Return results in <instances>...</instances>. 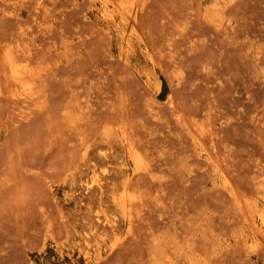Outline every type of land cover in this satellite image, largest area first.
<instances>
[{"label": "rangeland", "instance_id": "374dc122", "mask_svg": "<svg viewBox=\"0 0 264 264\" xmlns=\"http://www.w3.org/2000/svg\"><path fill=\"white\" fill-rule=\"evenodd\" d=\"M121 1L0 0V264H264V0Z\"/></svg>", "mask_w": 264, "mask_h": 264}, {"label": "bare ground", "instance_id": "6f19581e", "mask_svg": "<svg viewBox=\"0 0 264 264\" xmlns=\"http://www.w3.org/2000/svg\"><path fill=\"white\" fill-rule=\"evenodd\" d=\"M116 1V0H115ZM131 3V2H130ZM132 4V3H131ZM131 4H129V2L128 1H121L120 0V2L118 3V4H116L117 5V8H116V14L115 15H117V16H119V17H121V18H123V20L125 19V18H130V19H134V17H135V14L136 13H134V7L131 5ZM214 4V3H213ZM214 5H216V4H214ZM114 7V6H113ZM106 8V7H105ZM138 8V7H137ZM114 9V8H113ZM109 10V9H108ZM136 10V9H135ZM111 11V10H110ZM115 11V10H114ZM138 11V10H137ZM137 11H135V12H137ZM112 13V12H111ZM108 14V13H107ZM113 14V13H112ZM116 16V17H117ZM120 20V19H119ZM135 20V19H134ZM128 21V20H127ZM112 23V22H111ZM135 23V22H134ZM124 24H125V22H124ZM126 26V25H125ZM133 27V26H132ZM135 27V26H134ZM128 28V27H127ZM131 28V27H130ZM126 29V28H125ZM123 31V30H122ZM123 34H125V33H123ZM124 36V35H123ZM126 38V37H125ZM6 46H4V48H5ZM16 47H14V49H15ZM1 49V48H0ZM14 51H16V50H14ZM13 51V48H12V50L11 49H7V50H4V52L2 53V56L0 57L1 58V62H0V64L2 63L3 64V66L7 69L6 71H7V74L9 73V79H11V81L10 82H12V84H15L14 86L15 87H21V88H19V89H22V90H24V91H26L25 93H27V94H29V92H32V90H33V87L34 86H36L35 85V83L37 82H35V81H33V80H36V79H38L36 76H38V75H36L35 77H33V75H32V72H31V69L29 68V66L28 65H32V64H30L31 62H30V60H29V64H25V63H23L22 62V60L23 59H21L20 57V55H21V53H18V52H20L19 50H18V54L16 53V52H14ZM23 53V52H22ZM124 54V53H123ZM1 55V54H0ZM20 56V57H19ZM124 56V55H123ZM125 56H126V54H125ZM23 58H26L25 56H23ZM26 62V61H25ZM1 64V65H2ZM5 68H3L4 69V71H5ZM2 69V70H3ZM33 69H34V67H33ZM6 71H5V73H6ZM34 72V71H33ZM4 73V74H5ZM35 74H36V72H35ZM38 74V73H37ZM33 77V79H32V81H31V78ZM7 77V76H6ZM148 77V76H147ZM35 78V79H34ZM149 78V77H148ZM150 79V78H149ZM7 82V81H6ZM9 82V83H10ZM33 82H35V83H33ZM148 83V82H147ZM11 84V83H10ZM11 84V85H12ZM150 84V83H149ZM34 85V86H33ZM17 87V88H18ZM35 88V87H34ZM22 90H20L19 91V93L22 91ZM34 91H35V93H36V90L34 89ZM23 92V91H22ZM21 92V93H22ZM21 93H20V95H21ZM24 93V92H23ZM22 93V94H23ZM35 93H34V95H35ZM16 94V93H15ZM24 95H26V94H24ZM23 95V96H24ZM33 95V94H32ZM33 95V96H34ZM19 95L17 94V97H18ZM14 97V96H13ZM27 97H28V95H27ZM30 97H31V99H32V96L30 95ZM20 98V97H19ZM24 98H26V97H24ZM25 100V99H24ZM26 101V100H25ZM27 102H29V99H28V101ZM24 112V111H23ZM22 112V113H23ZM25 113V112H24ZM23 113V114H24ZM26 115H27V113H26ZM24 116V115H23ZM22 117V116H21ZM26 117V116H25ZM24 118V117H23ZM199 140V139H198ZM201 142V141H200ZM195 143H196V141H195ZM199 144V143H198ZM201 146V145H200ZM202 147V146H201ZM199 148V147H198ZM204 149V148H203ZM130 150V149H129ZM130 152H131V150H130ZM205 152V151H204ZM136 154V153H135ZM135 154H134V157H135V159H136V162H137V165L138 166H140L141 165V162H140V160H139V158H138V156H135ZM203 155V154H202ZM132 156V155H131ZM208 158V157H207ZM136 170V172L139 170V168H136L135 169ZM145 170V169H144ZM262 191V190H261ZM263 192V191H262ZM258 195H259V193H258ZM262 195V194H261ZM240 198H238V200H239ZM263 200H264V198H263ZM243 201V200H242ZM238 202V208L240 209V210H243L244 209V207H245V205L242 203V202H240V200L239 201H237ZM248 209V208H247ZM254 209V208H253ZM245 211H246V208L244 209ZM250 210H252L251 208H250ZM244 212V211H243ZM245 213V212H244ZM244 217H245V215H243ZM248 216H250L251 218H252V213L251 212H248V215H247V217H245V218H249ZM260 219H262V222H264V217L262 216ZM247 220V219H246ZM249 220V219H248ZM252 220V219H251ZM128 221H129V224L131 223V220H130V218H128ZM247 222V221H246ZM250 222V221H249ZM254 223V222H253ZM264 231V230H263ZM157 241V242H156ZM155 241V244H154V247H153V250H152V252H151V261H152V264H175L176 262V260H175V257H176V259H180L182 256H183V253H182V250L178 247V248H175V253H173V255H174V257H173V259H172V257H171V254L169 253V251L168 250H171V249H173L171 246H169L168 248V250L166 249V245L165 244H163L162 242H159L158 240H156ZM175 241V240H174ZM166 242V241H165ZM169 243V242H168ZM173 260H175V261H173ZM181 260V259H180ZM187 264H202V263H200L198 260H194V259H190V260H187Z\"/></svg>", "mask_w": 264, "mask_h": 264}]
</instances>
